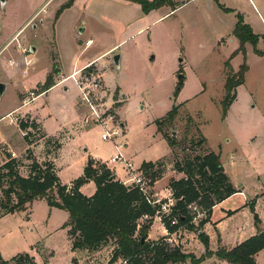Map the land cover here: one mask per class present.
Wrapping results in <instances>:
<instances>
[{
    "label": "rangeland",
    "instance_id": "1",
    "mask_svg": "<svg viewBox=\"0 0 264 264\" xmlns=\"http://www.w3.org/2000/svg\"><path fill=\"white\" fill-rule=\"evenodd\" d=\"M43 1L6 0L4 9L0 2V34L7 37L14 32L27 17L39 10ZM69 1L52 0L47 10L37 15V19L20 34L24 50L28 49L26 54L35 59L30 77L37 79L30 87L23 81L26 80L22 76L23 70L12 76L10 51L0 55V82L8 86L0 96V145L6 143L14 151L3 152V163L9 157L15 159L20 163L21 175L29 174V147L18 127L27 115L25 109L14 112L22 104L19 92L22 89L28 91L23 95L24 104L32 94L47 91V79L52 76L53 81L60 82L68 77L61 89L64 92L66 86L75 95L78 88L75 80L69 77L70 73L87 59L117 46L99 60V65L105 68L104 79L95 66L86 71L95 75L100 83L94 100L107 120L112 116V122L108 123L110 131L119 128L122 137L104 141V125L94 122L79 132L78 123L64 127L61 135L66 140L73 132L77 133L64 141L56 161L62 183L66 185L80 178L89 157L98 155L101 160L108 161L118 153L116 145L123 144V155L128 152L136 156L135 169H140L143 162L156 161L159 180H162L159 186L165 189L171 181L185 177L175 170L176 164L204 156V150H207L220 156L225 173L243 192L232 198L228 206L238 209L246 202L257 201L254 212L247 206L225 223L221 235L219 232L216 235L221 240L220 246L224 247L218 251L234 249L255 234L258 231L255 214L260 219L259 228L264 230V55L255 52H264V36H260L256 46L246 44V56L239 53L230 60L240 46L234 35L238 16L243 17L255 34H264V0H219L223 8L233 11L228 14L218 7L216 0H191L173 12L165 6L149 14H144L138 4L130 5L123 0H75L57 18L58 11ZM184 1L188 0H174L178 6ZM41 19L43 25L39 24ZM33 25H37V29H33ZM82 28L86 29L84 33H80ZM2 38L1 44L4 43ZM87 40H92L93 44L82 52ZM31 46L37 49L35 54L29 51ZM116 56H120L119 67L114 61ZM229 61L230 68L227 69ZM244 63L248 66L245 83L238 88L237 99L224 118L222 101L228 70L238 73ZM180 74L185 81L176 95ZM82 75L81 72L76 76L77 80ZM31 88L33 91H29ZM45 101L40 98L35 105L47 133L55 136L67 122L60 111L67 99L56 90L49 94L48 104L42 109ZM175 107L179 108L175 120L171 125L164 121L160 132L158 122L165 120ZM77 112L84 123L88 109L81 105ZM42 136L43 132L34 131L30 139L35 142ZM203 138L206 144L202 145ZM166 140L174 143V147L170 148ZM55 147L56 144L50 143L47 149L51 153ZM13 153L15 157L11 156ZM30 154L44 164L42 148L31 149ZM101 164L109 168L107 163ZM110 170L125 174L120 165ZM95 190L96 186L92 184L84 188L83 194L91 196ZM258 194L262 195L259 200L256 199ZM4 202L0 189V216L4 213L1 208ZM221 211V208L215 210L214 218ZM192 217H197L193 221L196 229L191 231L186 227L176 231L173 235L176 245L183 253L202 259L200 264H230L215 255H206L200 234L207 231L205 226L199 228L205 214ZM68 221L67 211L51 208L45 200L28 205L25 211L0 218V260L8 261L18 254L29 253L35 257L36 264H111L115 244L98 255L85 256L83 251L73 250L68 233L63 231L62 227ZM149 221V218H143L138 223L142 226ZM153 224L155 240L147 238L148 242L164 237L161 228L165 226L160 221ZM255 260L257 264H264V250L255 256ZM116 264L124 262L119 260ZM184 264L192 262L189 259Z\"/></svg>",
    "mask_w": 264,
    "mask_h": 264
},
{
    "label": "trees",
    "instance_id": "2",
    "mask_svg": "<svg viewBox=\"0 0 264 264\" xmlns=\"http://www.w3.org/2000/svg\"><path fill=\"white\" fill-rule=\"evenodd\" d=\"M75 0H70L61 7L57 13V18L62 12L71 7ZM138 4L144 14H149L163 7H170L172 12L179 6L174 0H125ZM219 8L225 13L233 12L223 8L216 0ZM235 37L239 40V49L232 54L230 60L239 53L246 56V44L256 46L260 36L256 35L253 29L244 22L242 16H238V22L234 30ZM264 38V37H263ZM258 55L264 52L255 51ZM226 68H230V61L226 63ZM89 70V69H88ZM248 66L244 63L238 73L230 72L225 82V97L222 101L223 117L237 99V90L245 83V75ZM47 89L53 86L52 76L47 79ZM182 86H178L176 95ZM178 107L170 111L165 120L159 121V131H162L164 121L169 125L175 120L178 114ZM18 127L22 132H28L24 137L28 146H33L38 141H32V132H42L39 125L27 118L20 121ZM45 138L46 155L56 154L61 149V141L56 138ZM40 139V140H41ZM169 147H174V143L166 140ZM50 143L56 144L55 150L50 153L47 147ZM201 144H206L203 138ZM28 154L29 174L22 176L19 171L20 163L12 158L0 167V189L5 197V202L1 204L4 213L0 218L27 209L35 201L45 200L48 206L69 213V221L63 226L69 230V235L73 240V250H86L89 255H94L115 244L114 254L111 264H116L122 260L126 264H184L189 259L192 264H200L202 259H196L193 255L185 254L178 247L171 249L163 239L148 242V232L153 225L160 209V205H151L136 186H127L120 183L115 173L106 165L89 159L84 174L75 180L72 186L63 185L55 173L52 162L45 161L44 164L36 160L30 150ZM157 163H143L140 171L151 179V186L159 181L160 172L157 170ZM176 171L184 174L181 180H173L169 184L172 198L176 204L171 207V218L178 220V225L171 226L169 219H163L165 229L173 233L179 229L187 227L188 230H195L194 219L189 210L190 205H197L204 212L205 218L199 223V228L204 227L211 218L213 208L224 200L235 195L238 191L234 187L229 176L221 164L220 156L204 150V156H196L194 159H187L184 164H176ZM93 182L96 192L88 197L80 192L81 187ZM166 200H163V203ZM252 212L255 211V204L251 203ZM143 218H149V222L139 225ZM258 233L242 242L234 249L227 251L221 249L215 254L210 251L209 238L205 233L200 234V239L206 248V255L217 256L230 264H257L255 256L264 250V230L259 228L260 219L255 214ZM139 235V236H138ZM145 239L142 242V239ZM111 245V246H110ZM2 264H36V259L29 253L18 254L8 261L0 260Z\"/></svg>",
    "mask_w": 264,
    "mask_h": 264
},
{
    "label": "crops",
    "instance_id": "3",
    "mask_svg": "<svg viewBox=\"0 0 264 264\" xmlns=\"http://www.w3.org/2000/svg\"><path fill=\"white\" fill-rule=\"evenodd\" d=\"M123 1H125V0H123ZM191 0H188V1H184V2H182L180 5H179V7L178 8H180V7H182V6H184L185 4H187V3H189ZM51 2H52V0H44L41 4H40V8H39V10H37L36 12H34L32 15H30L29 17H27V20L20 26H18L17 27V29H15L14 30V32H12V33H10L8 36H7V34H6V36L7 37H5V36H3V35H1L0 34V39L2 38V41L4 42L3 44H1V42H0V55L1 54H4L6 51H10V58H9V68H10V71H11V73H12V76H14V75H17L21 70H23L22 71V76H25L26 77V80H23V81H25L26 82V85H27V87H30L31 86V84H32V82H33V80H35V79H37V78H31L30 77V74H31V72L34 70L33 69V67H34V65H35V59L34 58H30V56H28V53L26 54V52H27V50L28 49H26V50H24V47H23V42L20 40V34L22 33V31H24V29L25 28H27L28 27V25H27V23L30 21V20H32L36 15H40L42 12H44L45 10H47V7L51 4ZM127 4H134V3H131V2H128V1H125ZM6 5H7V3H6V0H5V5L2 7V9H4L5 7H6ZM177 8V9H178ZM225 13V12H224ZM227 14V13H226ZM262 16V15H261ZM260 16V17H261ZM263 17V16H262ZM261 17V18H262ZM37 19V18H36ZM262 20H263V22H264V17L262 18ZM39 24H41V25H43L44 24V21L41 19L40 21H39ZM33 29H37V25H33ZM83 29V28H82ZM86 31V29H83V32H80V33H84ZM257 35V34H256ZM16 36H18V39L17 40H13ZM259 36H261V37H263L264 36V34H260ZM87 41H89V40H87ZM86 41V42H87ZM90 41H92V40H90ZM93 44V41L91 42V44L90 45H85L86 47H85V49L82 51V52H84L85 50H86V48H88L89 46H91ZM32 47V46H31ZM31 47L29 48V51H30V49H31ZM117 46H115V47H113L111 50H108L107 52H105V53H103L102 55H100V56H95V57H92V58H89V59H87L86 60V62L80 67V68H75L74 70H73V72L72 73H70V76L71 75H73L74 73H77V72H81L82 70H84L85 69V71H86V69H89L90 67H93V66H95V67H97L98 68V70L102 73L101 74V76H103V79H104V74H105V68H102L100 65H99V60L103 57V56H106L107 54H109L111 51H113L115 48H116ZM36 52H37V49H36ZM35 52V53H36ZM35 53H31V54H35ZM87 67H89V68H87ZM28 74V75H27ZM48 75V72H47V74H46V76ZM61 75V74H60ZM28 76V77H27ZM45 76V77H46ZM69 76V77H70ZM25 77H23V79H25ZM66 78H68V77H65V78H63L65 81H57V80H55L54 81V85L52 86V87H50V89H48L47 91H44V92H41L40 94H36V95H33L32 96V98H28L27 100H25L24 101V104H23V100L25 99V98H23V95L25 94V93H27L28 91H26V90H24V89H22V92L20 91L19 92V96H20V98H21V101H22V104H21V106L20 107H18L17 109H15L14 110V112L15 111H17V110H23V109H25V114L27 115V118H30L31 120H33V121H35L38 125H39V127L41 128V130H42V132H43V134L46 136V138H50V137H52V138H56V139H60V141H61V149L56 153V154H52V155H46V153H45V142H43V141H45V138H43V139H41V140H39L38 142H37V145H33V146H28L29 148H27L28 150H30L31 151V149H32V151H34V150H37V148H42L43 149V160H44V162L45 161H50V162H52L53 163V165H54V167H55V173L57 174V176H58V170H57V166H56V161H57V159L59 158V155H60V153H61V151H62V148H63V145H64V141H69V139H71L72 137H73V134H75V133H77V132H79V131H82L83 129H85V128H87V127H89L88 126V124L86 123V122H84L83 123V120L79 117V114H78V112H77V108H78V106H81V105H83V104H81L80 103V100H79V95H80V91H79V89H78V91L76 92V94L74 95V94H71V92H70V89L68 88V87H64L63 89H64V92H63V90L61 89V87H62V85L64 86V84L65 83H67L66 82ZM64 82V83H63ZM104 82H105V80H104ZM1 83V82H0ZM106 83V82H105ZM5 84V83H4ZM6 85V90H5V92L7 91V88H8V86H7V84H5ZM36 86L38 85V83H36L35 84ZM106 85L107 86H110V85H108L107 83H106ZM77 88H78V86H76ZM24 90V91H23ZM28 90V89H27ZM35 90V89H34ZM56 90H58V93H59V95L60 96H64L66 99H67V104L66 105H64V106H61V108H60V111H61V114H62V117H65L66 119H67V122L65 123V124H63V125H61V127H60V130H59V132H58V134L57 135H55V136H50L48 133H47V131H46V129H45V126H44V122H43V120H41L40 119V117H39V113H40V110L36 107V105H35V102H37L38 101V99H40V98H45L46 99V101L44 102V104H43V106H42V109L43 108H45L46 106H47V104H48V102H47V98H48V96H49V94H51L52 92H54V91H56ZM29 91H33V88H31ZM74 95V96H73ZM84 106V105H83ZM232 107V106H231ZM231 109V108H230ZM230 109H229V111H230ZM228 111V112H229ZM228 114V113H227ZM87 117V116H86ZM76 123H78L79 124V126H80V128L78 129V131L77 132H73L72 133V136H71V138H69V139H65L64 138V136L63 135H61V133H62V130H63V128L64 127H67L68 125H71V124H76ZM121 127L124 129L125 128V125H124V123H122L121 124ZM4 151H6L7 153H11V152H14V151H12V150H10V147L8 146V144H6V143H3V144H1L0 145V167L1 166H3L4 164H5V162L3 163V160H2V157H3V152ZM124 153V152H123ZM36 156V155H35ZM124 156H125V158L129 161V162H131L132 164H133V162L136 160V156H134V155H130V153H128L127 152V154H124ZM37 157V156H36ZM94 159L95 161H97V162H101V163H107V165L109 166V168L111 169V168H113L114 170H115V167L117 166H115V165H113V164H110L109 163V161H110V159L108 160V161H106V160H101L100 158H99V156L98 155H93L92 157H89L87 160H86V162H85V166H84V168H83V171L82 172H84V169H85V167H86V165H87V163H88V161H89V159ZM158 161V160H157ZM156 162V161H155ZM155 162H152V163H155ZM41 163V162H40ZM143 163H145V162H143ZM143 163H141V165L143 164ZM147 163V162H146ZM133 167H134V164H133ZM138 170H139V168H138ZM115 176H116V178L117 179H121V180H123V181H125V180H127V178H126V174H122V172L120 173V175L118 174V172L115 170ZM84 174V173H83ZM83 176V175H82ZM59 177V176H58ZM60 179V178H59ZM78 179V178H77ZM76 179V180H77ZM61 180V179H60ZM75 181V180H74ZM73 181V182H74ZM161 181L162 180H159V181H157L155 184H154V186H153V188H152V193L156 196V198H158V199H160V200H165L166 198H168L170 195H172V193H171V190H170V188H169V186H167V188H161L159 185H160V183H161ZM73 182H71V183H69V184H66L67 186H72V184H73ZM231 182L233 183V181L231 180ZM61 183H62V181H61ZM63 184V183H62ZM92 184H94L93 182H89V183H87V184H85L83 187H81V189H80V192L83 194V191H84V188L85 187H88V186H90V185H92ZM63 185H65V184H63ZM95 185V184H94ZM233 185H234V183H233ZM234 187L236 188V190L238 191L235 195H233V196H231L230 198H228V199H226V200H224L223 202H221V203H219V204H217L214 208H213V211H212V215H211V218H210V221L205 225V228H206V231H207V233H206V235L208 236V238H209V245L212 247V249H211V251L212 252H217L218 251V249L221 247L220 246V241L221 240H218L217 238H216V235H218V232H219V234L221 235V233L223 232V228H224V226H225V223L228 221V220H230L232 217H234V215L237 213V212H240V211H242L243 209H245V208H247V206H249V204H251L252 202L255 204V206H256V204H257V201H252V202H246L245 203V205H243L242 207H240V208H238L237 209V207H234V208H232V207H230V206H228V203L232 200V198H234V197H236V196H238V195H242L243 194V192H242V190L241 189H239V188H237L235 185H234ZM95 192H96V190H95ZM95 194V193H94ZM93 194V195H94ZM93 195H91V196H93ZM91 196H88V197H91ZM261 197H262V195L261 194H258V195H256V199H261ZM36 202V201H35ZM219 208H221L222 209V211H221V213L218 215V217L217 218H214V213H215V210H218ZM155 221H159V219L158 218H155V220H153V223L155 222ZM154 225V224H153ZM151 226L150 227V230H149V233H148V238H149V240L151 239V240H155V238L153 237V227L154 226ZM63 228V227H62ZM61 228V229H62ZM160 228H161V226H160ZM261 229V228H260ZM263 229V228H262ZM261 229V230H262ZM161 230H162V232L164 233V235L163 236H165V234H166V229H165V227H164V229H162L161 228ZM63 231L64 232H67L68 233V235H69V230L68 229H64L63 228ZM258 233V231L255 233V234H253L252 236H255L256 234ZM251 236V237H252ZM69 239H70V241L73 243V240H72V238L70 237V235H69ZM157 239V238H156ZM221 248H224V247H221ZM106 249H109V248H106ZM106 249H104V250H106ZM225 249H227V248H225ZM228 249H233V248H228ZM227 249V250H228ZM104 250H102V251H100V252H98V253H95V254H100L101 252H103ZM80 251H83V253L85 254V256H86V254H87V256L89 255L88 253H87V251L86 250H80ZM94 254V255H95Z\"/></svg>",
    "mask_w": 264,
    "mask_h": 264
},
{
    "label": "built area",
    "instance_id": "4",
    "mask_svg": "<svg viewBox=\"0 0 264 264\" xmlns=\"http://www.w3.org/2000/svg\"><path fill=\"white\" fill-rule=\"evenodd\" d=\"M37 16V15H36ZM36 16L30 20L27 25L30 26L36 19ZM18 36H16L13 40H17ZM92 41H87L86 45H90ZM89 68V67H87ZM84 73V75L81 76V79L77 80L76 76H78L80 73ZM81 72L74 73L70 77L73 78L78 86V89L80 91V103L86 106L88 109V116L86 117L85 122L89 125L91 122H94L96 124H103L105 127V133L102 135V138L104 141L109 140L110 138H117L122 137V132L116 128H113L110 131V127H108V123L112 122L113 120L112 116L107 118L104 117L103 113L100 111L99 104L95 102L94 96L95 92L98 91V88L100 87L99 81L97 82L95 75L92 73L82 70ZM33 96V94H32ZM110 120V121H109ZM119 127V126H118ZM116 129V130H115ZM23 137L28 135V132H22ZM125 145L120 144L116 145V149L118 153L114 155L109 163L113 165H120L123 167V170L126 174L127 180L123 181L121 179H117L120 183L127 185V186H136L139 188L141 193L144 195L148 203L151 205H160V209L157 213V217L159 221L164 225L163 219H169L171 222V226L178 225V220L176 218H171V207L174 206V202H176L173 198L168 197L166 198V202L163 203V200H160L156 198V196L152 193V186H151V179L143 175V173L140 171V169H135L133 167V164L129 162L125 156L122 153V150ZM11 156L15 157V154L13 153ZM189 210L191 212V215H202L201 209L197 205H190ZM204 214V212H203ZM194 220L197 219V217H193ZM176 231L173 233H170L166 230V234L163 237L164 243L170 247L171 249H174L178 247L179 245H176V240H174L173 235H175ZM126 264V263H124Z\"/></svg>",
    "mask_w": 264,
    "mask_h": 264
},
{
    "label": "water",
    "instance_id": "5",
    "mask_svg": "<svg viewBox=\"0 0 264 264\" xmlns=\"http://www.w3.org/2000/svg\"><path fill=\"white\" fill-rule=\"evenodd\" d=\"M0 2H1V6L3 7L5 5V0H0ZM80 32H83V29H80ZM30 52L35 53L36 48L31 47ZM153 60H154V58L152 57L151 61H153ZM114 61L117 65V67H119L120 56H116L114 58ZM180 62H182V61H180ZM184 81H185V77L182 74L178 75V85L182 86ZM5 90H6V85L3 83H0V96H2L5 93ZM144 241H145V239L143 238L142 242H144Z\"/></svg>",
    "mask_w": 264,
    "mask_h": 264
}]
</instances>
